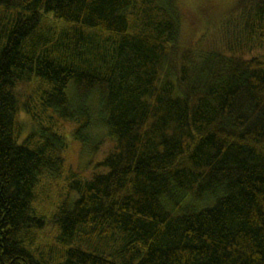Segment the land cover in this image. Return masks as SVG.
Instances as JSON below:
<instances>
[{
    "label": "trees",
    "instance_id": "obj_1",
    "mask_svg": "<svg viewBox=\"0 0 264 264\" xmlns=\"http://www.w3.org/2000/svg\"><path fill=\"white\" fill-rule=\"evenodd\" d=\"M181 12L0 0V264H264V0Z\"/></svg>",
    "mask_w": 264,
    "mask_h": 264
},
{
    "label": "rangeland",
    "instance_id": "obj_2",
    "mask_svg": "<svg viewBox=\"0 0 264 264\" xmlns=\"http://www.w3.org/2000/svg\"><path fill=\"white\" fill-rule=\"evenodd\" d=\"M179 1L181 2L182 5L181 20L183 21L182 24H184L182 38L180 37V40L182 42L185 41V43L189 42V44H191L192 43L191 39L193 40L200 39V41H202L203 36L205 35L206 38H208V41L203 40L202 45L208 46L209 44H213L214 46H216L215 37L216 38L218 36L220 37V34H218L216 31H215L216 32L215 35L214 33H211V35L209 33L205 34L207 32L205 28L211 27L213 24H215L221 18L222 14L225 11H227L231 6H233L237 0H179ZM200 11L206 12L205 15L201 13L202 16L204 17L206 16V22L208 20V24H206L205 27L203 22L200 20V14H199ZM253 51L254 54H257L258 49L255 48L253 49ZM18 122L21 127L22 136H25L31 129H33L35 125L32 119L23 113H20L18 115ZM70 129L72 128H70L69 125L64 126L65 132L70 131ZM111 144L112 143L109 140H104V144L101 145L97 150H95L92 153L91 158L89 159L87 154L88 150L83 151V149L79 148L78 144L73 143L71 144V148L68 149L66 152H64L62 156H65L67 165H71L74 168H76V165H78V169L80 170L81 175L89 177L94 172L93 167H95L94 166L95 163L104 157L105 153H107V151L110 149ZM79 151L83 152V153L80 152V156H79ZM87 160L88 163L86 162ZM52 196L54 197L56 196L54 192L52 193ZM56 199L57 198H55L53 202H51L53 203L52 207H54L56 203Z\"/></svg>",
    "mask_w": 264,
    "mask_h": 264
}]
</instances>
